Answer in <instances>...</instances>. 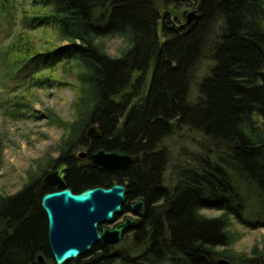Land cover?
<instances>
[{"label":"trees","instance_id":"1","mask_svg":"<svg viewBox=\"0 0 264 264\" xmlns=\"http://www.w3.org/2000/svg\"><path fill=\"white\" fill-rule=\"evenodd\" d=\"M15 1L0 0V22L13 18ZM27 1L22 29L0 47L2 113L14 120L34 115L27 94L9 95L15 86L72 84L75 119L49 114L67 129L52 161L67 163L66 180L76 191L119 182L127 186L125 211L144 200L124 247L98 242L66 264H264L259 244L250 253L234 248L242 234L235 222L264 226V0ZM49 26L67 43L38 48L32 33ZM116 35L128 41L119 56L98 41ZM207 39L212 63L190 101L192 71ZM69 63L78 83L53 73ZM20 70L25 76H17ZM179 122L206 141L192 140L199 148L182 153L188 159L176 166L172 183L161 142L177 135ZM93 123L101 136H87ZM98 149H120L133 159L107 168L91 158ZM51 187L36 178L15 193L0 192V264H37L41 252L53 259L41 206ZM207 208L220 212L206 214Z\"/></svg>","mask_w":264,"mask_h":264},{"label":"rangeland","instance_id":"2","mask_svg":"<svg viewBox=\"0 0 264 264\" xmlns=\"http://www.w3.org/2000/svg\"><path fill=\"white\" fill-rule=\"evenodd\" d=\"M30 4L27 0H16L13 7V18L9 21L2 18L0 22V47L9 42L17 35V31L22 29L21 17L22 7H28ZM193 8H188V15L193 11ZM35 33H32V38L37 44L38 48L46 49L57 45L67 43V40H62L55 28L52 26L39 28ZM100 43H103L105 49L114 56H119L123 53L128 45L127 39L122 36H110L107 38H98ZM211 42L207 39L205 41V50L199 58L197 64L192 71L193 78L188 89V99L195 101L198 97L199 85L204 75L210 69L212 59L209 54V47ZM72 63V62H71ZM67 67L62 64L58 66L53 73L62 80L68 82L78 83L76 78L77 68L74 65ZM17 76H25L23 70L17 73ZM20 80V79H19ZM21 81V80H20ZM18 81V82H20ZM4 88L0 84V99ZM33 90V89H31ZM31 90L26 91L25 85L15 86V90L9 94L11 98L17 95L24 94L28 100L32 99L34 103V115L32 118H24L14 120L8 115L3 114L0 109V192L5 194H12L19 191L30 180L40 176L44 170L48 172L54 170L58 164H55L56 157L60 156V144L62 138L65 136L67 129L53 120L49 114L53 112L68 121L75 119L76 108L74 101L76 99V89L72 84L55 85L48 88L39 87L34 94H29ZM177 125V135L172 134L164 137L161 142V147H164L169 154V163L166 173L167 182H176L174 175L175 168L181 160H187V156L183 152L192 150L196 151L199 147L192 143V140L197 142H205L206 137L198 134L195 130L189 129L186 124L179 122ZM179 134L185 135V139L181 138ZM179 136V137H178ZM85 151L84 148L76 149L75 153L78 155ZM54 160V161H52ZM186 162V161H184ZM183 162V163H184ZM206 214L216 215L220 211L218 209L207 208L203 209ZM127 217L138 218L132 211L124 212L119 218L113 222H106L104 225L114 227L120 221ZM242 234L234 243V248L238 252L250 253L251 249L259 244L264 247V226L259 228H249L235 222ZM127 233H123L122 240L113 247H124L127 243ZM89 258V255L86 256ZM74 260V259H73ZM54 263V260H51ZM73 262V261H72Z\"/></svg>","mask_w":264,"mask_h":264},{"label":"water","instance_id":"3","mask_svg":"<svg viewBox=\"0 0 264 264\" xmlns=\"http://www.w3.org/2000/svg\"><path fill=\"white\" fill-rule=\"evenodd\" d=\"M194 17L192 11L187 23ZM88 137L101 136L99 124L93 123L87 129ZM85 155V151L80 153ZM92 159L107 168L127 166L133 155L120 149H98L92 153ZM67 163H60L54 170L49 171L44 181L52 183L55 189L45 192L41 198V206L48 220V238L54 263L43 253L38 254V264H66L88 252L94 244L114 246L121 242L123 233L137 219L127 217L114 227L102 225L112 222L117 214L123 211L127 204V186L116 182L110 186H91L80 191H74L64 180ZM144 200L140 199L131 204L136 216L141 215Z\"/></svg>","mask_w":264,"mask_h":264},{"label":"flooded vegetation","instance_id":"4","mask_svg":"<svg viewBox=\"0 0 264 264\" xmlns=\"http://www.w3.org/2000/svg\"><path fill=\"white\" fill-rule=\"evenodd\" d=\"M79 155H80V154H79ZM85 155H86V150H85ZM85 155H84V156H81V155H80V156H81L80 158H84ZM91 158H92V156H91ZM92 160H93V159H92ZM93 161H94V160H93ZM94 162H95V161H94ZM60 163H62V162H55L56 165H57V164L59 165ZM65 163H66V162H65ZM95 163H96V162H95ZM98 164H99V163H98ZM102 166H103V165H102ZM66 168H67V167H66ZM50 171H52V170H50ZM64 171H65V173H66V169H64ZM48 172H49V171H48ZM48 172H44L40 177H37V179H40V178H41V180H42V182H44V184L51 185L52 187H51L49 190H47V191H50V190L55 189V186H54L52 183H47V182L44 181V177H45V175H46ZM34 179H36V178H34ZM64 180H65L66 183H67L66 175H65V177H64ZM67 185H68V183H67ZM68 186L71 187L70 185H68ZM96 186H97V185H96ZM71 188H72V187H71ZM72 189H73V188H72ZM73 190H74V189H73ZM47 191H46V192H47ZM74 191H76V190H74ZM44 193H45V192H44ZM44 193H43V194H44ZM43 194H42V195H43ZM41 198H42V196H41ZM139 200H140V199H139ZM137 201H138V200H137ZM137 201H136V202H137ZM132 203H135V202H131V203H130V205H129V210H127V211H132V209H131V204H132ZM127 204H128V202H127ZM127 204H125V205H127ZM124 207H125V206H124ZM124 207H123V211H122L120 214H117V217H116L115 220H117L121 214H123L124 212H127V211L124 210ZM42 208H43V207H42ZM138 217H139V216H138ZM135 219H136V218H135ZM137 219H138V218H137ZM115 220H114V221H115ZM124 220H125V219H124ZM124 220H122V221H124ZM122 221H120V222H122ZM107 222H109V221H107ZM112 222H113V221H112ZM120 222H119V223H120ZM136 222H137V221H136ZM136 222H135V223H136ZM105 223H106V222H105ZM105 223H104V224H105ZM135 223H134V224H135ZM104 224H102V225H104ZM117 224H118V223H117ZM134 224H133V225H134ZM133 225H131V226H133ZM131 226H130V227H131ZM130 227H129V228H130ZM124 233H126V231H125ZM101 243H102V242H101ZM41 253H42V252H41ZM39 254H40V253H39ZM37 256H38V255H37ZM44 256H45V255H44ZM52 256H53V254H52ZM45 257H46V256H45ZM46 258H47V257H46ZM47 259H48V258H47ZM49 260H50V259H49ZM52 260H54V257H53ZM71 260H73V259H71ZM37 264H38V263H37Z\"/></svg>","mask_w":264,"mask_h":264}]
</instances>
